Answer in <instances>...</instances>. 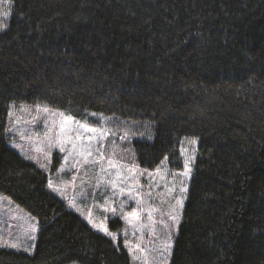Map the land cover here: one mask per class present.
<instances>
[{
  "label": "trees",
  "instance_id": "16d2710c",
  "mask_svg": "<svg viewBox=\"0 0 264 264\" xmlns=\"http://www.w3.org/2000/svg\"><path fill=\"white\" fill-rule=\"evenodd\" d=\"M4 1V0H2ZM0 32V196L37 221L32 255L0 264H130L9 146L11 108L136 126V164L183 167L170 264H264V0H10ZM113 222H111L112 224ZM121 226L122 223L118 222Z\"/></svg>",
  "mask_w": 264,
  "mask_h": 264
},
{
  "label": "rangeland",
  "instance_id": "374dc122",
  "mask_svg": "<svg viewBox=\"0 0 264 264\" xmlns=\"http://www.w3.org/2000/svg\"><path fill=\"white\" fill-rule=\"evenodd\" d=\"M10 7V3L0 0V25L5 26L10 20ZM44 108L48 111L44 112ZM10 112V148L47 175L52 194L96 233L122 248L130 264H170L193 176L197 142L182 143L181 170L171 169L164 160L156 170L147 171L136 164L132 141L137 134L131 131L136 126L133 123L99 115L93 116L96 123H84L40 104L13 106ZM61 124L65 126L63 133ZM61 146L64 152L60 151ZM88 150L93 154L85 162ZM98 150L106 159L101 160ZM65 156H69L67 161ZM109 161L116 167H109ZM186 162L190 172L184 175ZM181 188L185 190L182 192ZM93 225L105 226L116 239ZM37 233V221L10 199L0 196V245H16L0 248L32 255ZM166 244L170 245L167 250Z\"/></svg>",
  "mask_w": 264,
  "mask_h": 264
},
{
  "label": "snow or ice",
  "instance_id": "6c2138e0",
  "mask_svg": "<svg viewBox=\"0 0 264 264\" xmlns=\"http://www.w3.org/2000/svg\"><path fill=\"white\" fill-rule=\"evenodd\" d=\"M4 2H5V3H10V0H4ZM5 15H7V14H5ZM3 27H5V26H4V25H0V30H3ZM38 110H40L39 107H38ZM43 111H44V112H47L48 109H47V108H44ZM11 115H12V113L10 112V113H9V116H11ZM82 127H83V126H82ZM60 131H61V133H63V132L65 131V126H64V124H61V125H60ZM85 131L91 132V131H93V130L90 129V128H85ZM109 134H111V135H115V133H105V135H109ZM91 139H92V137H89V140H91ZM122 139H123V137H122ZM70 140H71V137H69V141H70ZM192 143H195V142L192 141ZM101 147H103V146H101ZM60 151H61V152H64V151H65V148H64L63 146H61V147H60ZM92 154H93V153H92L91 150H88V151H87L86 156L84 157L85 162H87V157L92 156ZM97 154L100 156L101 160L106 159V157H104L103 153L99 152V150L97 151ZM64 159H65V161H67V160L69 159V156H65ZM95 162H99V161H95ZM41 167H45V165L41 164ZM109 167L114 168V167H116V164H114V163H112L111 161H109ZM185 169H186V170H185L184 175H187L188 172H190V169L187 167V162H186V165H185ZM61 171H62V169H61ZM102 171H103V169H102ZM150 175H151V174H149V176H150ZM49 187H50V188L53 187L51 181H49ZM53 190H56V189H53ZM184 190H185V189L181 188V191H182V192H183ZM133 215H135V213H133ZM172 219H176V217H172ZM90 222H91V221H90ZM93 227H99V229L102 230V231H104L106 235L112 236L113 240L116 239V237H115L110 231H108V229H107L105 226H103V225H99V226H97V225H93ZM0 246L16 247L15 244H12V245H0ZM169 248H170V245L166 244V245H165V250H167V249H169ZM25 250H27V249H25Z\"/></svg>",
  "mask_w": 264,
  "mask_h": 264
}]
</instances>
